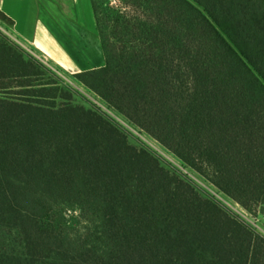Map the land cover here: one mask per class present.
Instances as JSON below:
<instances>
[{"label":"trees","instance_id":"16d2710c","mask_svg":"<svg viewBox=\"0 0 264 264\" xmlns=\"http://www.w3.org/2000/svg\"><path fill=\"white\" fill-rule=\"evenodd\" d=\"M115 1L91 0L105 65L74 78L244 209L264 206V0ZM46 71L0 32V264H264L250 224Z\"/></svg>","mask_w":264,"mask_h":264},{"label":"crops","instance_id":"0c3cea01","mask_svg":"<svg viewBox=\"0 0 264 264\" xmlns=\"http://www.w3.org/2000/svg\"><path fill=\"white\" fill-rule=\"evenodd\" d=\"M0 11L12 36L65 72L105 65L91 0H0Z\"/></svg>","mask_w":264,"mask_h":264},{"label":"rangeland","instance_id":"374dc122","mask_svg":"<svg viewBox=\"0 0 264 264\" xmlns=\"http://www.w3.org/2000/svg\"><path fill=\"white\" fill-rule=\"evenodd\" d=\"M109 3L111 5H115L117 2L115 0H109ZM0 32L9 37L11 41L17 43L27 55L43 63L47 71L44 73L42 78H39L41 82H56L57 84L52 85L58 87L59 92H61L64 97L69 98L66 101L70 102L74 106L97 110L114 121L120 127V129H122V131L127 134L128 140L131 144L145 149L147 148L148 151H150V153L161 163V165L170 169L171 171H176L183 177L187 178L191 182L192 186L200 194L218 201L233 214L250 224L261 236L264 237L263 205L257 207L254 212L247 211L233 199L213 186L201 174L185 165L178 157L167 150L155 139L150 137L147 133L133 125L118 112L110 109L94 92L78 82L74 78L73 74L67 73L64 70L52 65L30 47L21 43L18 39L10 34L9 30L1 22ZM48 71L53 72V74Z\"/></svg>","mask_w":264,"mask_h":264}]
</instances>
